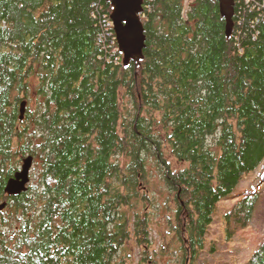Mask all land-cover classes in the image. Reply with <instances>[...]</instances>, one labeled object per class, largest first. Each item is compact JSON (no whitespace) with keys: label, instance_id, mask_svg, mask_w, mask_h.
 <instances>
[{"label":"trees","instance_id":"16d2710c","mask_svg":"<svg viewBox=\"0 0 264 264\" xmlns=\"http://www.w3.org/2000/svg\"><path fill=\"white\" fill-rule=\"evenodd\" d=\"M143 1V58L124 66L107 0H0V264H115L148 160L195 253L218 201L264 162V0H235L228 37L217 0ZM27 155V189L8 195ZM241 195L228 234L264 191ZM242 264H264V240Z\"/></svg>","mask_w":264,"mask_h":264},{"label":"rangeland","instance_id":"374dc122","mask_svg":"<svg viewBox=\"0 0 264 264\" xmlns=\"http://www.w3.org/2000/svg\"><path fill=\"white\" fill-rule=\"evenodd\" d=\"M165 161L178 169L171 154L163 155ZM22 164V162H21ZM147 186L140 200L125 207L130 216V236L115 255V264H242L247 261L264 240V195L245 228L234 234L226 232L225 212L242 197L245 190L264 191L258 185L264 177V162L247 174L236 186L229 198L218 201L213 220L208 225L204 244L195 253L183 242L179 224L176 191L166 185L154 160L146 163ZM145 225L144 234L137 236L136 225Z\"/></svg>","mask_w":264,"mask_h":264},{"label":"water","instance_id":"95a60500","mask_svg":"<svg viewBox=\"0 0 264 264\" xmlns=\"http://www.w3.org/2000/svg\"><path fill=\"white\" fill-rule=\"evenodd\" d=\"M111 5L110 20L117 42L118 50L122 53L124 66L129 65L130 61L139 63L143 58V48L145 47L146 36L144 35V25L141 22L140 15L143 12V0H107ZM220 7V14L226 20L225 33L230 36L233 29L235 0H217ZM20 118L25 110V101L20 104ZM33 158L27 155L20 167L5 183V192L8 195L15 196L26 191L27 183L30 180V169ZM6 201L0 203V213L5 207Z\"/></svg>","mask_w":264,"mask_h":264},{"label":"built area","instance_id":"2783aa9c","mask_svg":"<svg viewBox=\"0 0 264 264\" xmlns=\"http://www.w3.org/2000/svg\"><path fill=\"white\" fill-rule=\"evenodd\" d=\"M245 1H246V2H249V1H251V0H245ZM186 10H187V6L185 7V11H186ZM103 25H105V27H106V32H105V34H106L107 36H111V37L115 38V34H114V30H113V25H112V22H111V20H110V17H109V19H107V20L104 21ZM111 27H112V32L110 31V28H111ZM115 40H116V38H115ZM113 43H114V41L112 40L111 43H110V45H112ZM114 44H115V43H114ZM115 50H118V47H117V48L112 47L111 51L116 52Z\"/></svg>","mask_w":264,"mask_h":264}]
</instances>
